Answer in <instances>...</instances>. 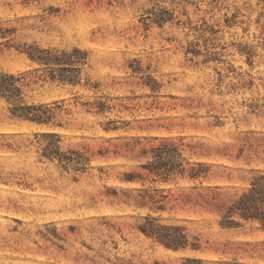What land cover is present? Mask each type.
Segmentation results:
<instances>
[{
  "label": "rangeland",
  "instance_id": "1",
  "mask_svg": "<svg viewBox=\"0 0 264 264\" xmlns=\"http://www.w3.org/2000/svg\"><path fill=\"white\" fill-rule=\"evenodd\" d=\"M149 12L171 19L146 25ZM0 28L9 30L0 71L38 67L23 44L79 47L90 84L25 88L29 100L65 98L62 126L12 119L0 98V264H264L257 224L223 229L213 215L134 201L138 190H163L168 201L193 184L153 180L147 164L158 146H177L183 166L210 165L205 183L230 191L264 170V0H0ZM72 94L112 107L87 112ZM109 120L119 128L105 130ZM41 132L56 133L62 151L84 152L85 171L40 156ZM148 213L184 224L202 247L172 250L146 237L138 225Z\"/></svg>",
  "mask_w": 264,
  "mask_h": 264
},
{
  "label": "trees",
  "instance_id": "2",
  "mask_svg": "<svg viewBox=\"0 0 264 264\" xmlns=\"http://www.w3.org/2000/svg\"><path fill=\"white\" fill-rule=\"evenodd\" d=\"M149 13H153L154 16L151 18L146 16L143 19L146 25L150 23L146 21L162 25L171 19L161 12ZM8 31L0 28V36L6 38ZM16 48L19 52L26 54L31 61L37 63L38 67L32 71L18 74L0 71V98L7 103L8 116L37 125L62 126L64 114L69 111L67 107H64L65 98L58 96L50 101L29 100L26 98L25 88L30 87L33 90L34 86L32 85L42 87L45 84L59 87L90 85L88 78L84 83L81 82L82 69L88 62V52L79 47L66 50L56 47H40L32 43ZM94 87H97V84H94ZM72 95H74L73 103L75 105L80 103L87 112L103 115L112 107L106 103V100L94 99L93 101L78 102L76 94ZM103 128L116 130L119 126L112 124V121L109 120L103 125ZM34 136L42 145L40 156L50 161L56 159L65 169L71 166L74 171H85L89 157L84 152L79 150L62 151L60 137L54 132L34 133ZM1 145L12 147L10 143ZM152 150L153 159L148 162L147 169L157 177H154L153 180L159 179L166 182L180 176L192 181L193 184L189 191L178 193L168 201L166 198L169 194H163V190H155V192L150 189L138 190L134 200L136 204L147 206L153 211L172 209L178 204L188 213L199 216H215L217 223L223 229L237 228L244 222H250L257 224L264 231V170L256 172L245 188L240 191H230L220 184L205 183V180L210 176V165L194 162L183 166L177 146L163 145ZM106 151V149H100L98 153L104 155ZM170 200L175 203L167 206ZM159 219V215L152 216L148 213L143 217L138 229L146 237L152 238L172 250L187 248L197 250L202 247L199 236L191 235L184 224L161 223ZM206 242L208 243L207 240ZM245 244L250 245L248 242ZM243 251L253 252L255 246L244 248ZM262 257L264 259V252ZM215 262V264H244L238 262L236 258ZM156 264L164 263L156 262ZM182 264H203V261L199 258L184 257Z\"/></svg>",
  "mask_w": 264,
  "mask_h": 264
}]
</instances>
